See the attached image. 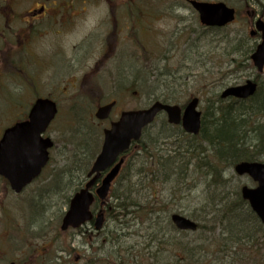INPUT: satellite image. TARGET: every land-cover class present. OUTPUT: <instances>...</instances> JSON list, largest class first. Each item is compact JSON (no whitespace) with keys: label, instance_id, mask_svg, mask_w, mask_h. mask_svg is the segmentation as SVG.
<instances>
[{"label":"rangeland","instance_id":"374dc122","mask_svg":"<svg viewBox=\"0 0 264 264\" xmlns=\"http://www.w3.org/2000/svg\"><path fill=\"white\" fill-rule=\"evenodd\" d=\"M136 1L127 0L122 4L123 10L133 11L132 15H127L126 18V39L123 34L121 35L123 37L121 55L124 58L120 56L115 62H107V77L105 75L107 80L104 81V77H101L96 85H89V87L102 88V98H96L93 102L83 98L76 89L78 84L70 83L74 77L78 79L76 74L80 70L79 65L74 68L75 62L71 60L82 57V52L73 48L81 46L80 40L84 34L91 32L93 29L91 24L96 19L97 13L91 9L84 24L72 26L70 31L59 33L55 36L56 38L52 36L44 39L36 38L26 50L16 51V61L22 58L29 62H0V69H15L10 77L5 74L0 75L1 133L14 122L23 119L31 104L38 97L49 96L58 108L55 121L44 134L55 143L50 151L51 166L20 195H13L7 184L0 179V264H8L11 261L17 264H33V258L28 253L41 246L40 229L46 227L49 230L57 226L60 213L64 209L65 194L71 188V179H63L60 185L62 187L58 188L61 192H58L55 191L56 189L51 190L52 177L58 173L56 171L58 168L70 165L69 158L80 157L86 160L89 156V148L86 150L85 144L82 145V143L86 138L85 133L89 130L87 116L91 115L92 119V114L98 105L116 100L118 104L110 118L114 120L121 111L147 108L155 101V96L162 99L161 96L167 94L175 100V104L181 106L189 98L195 96L199 98V110L203 113L226 86H234L248 79L258 78V83L264 88V71L262 74H257L250 62H228L236 47L243 45L238 41V37L243 35V39L247 37L251 39L248 33L252 29L254 19L264 12V7L261 9L256 2L264 4V0H246L245 2L241 0H199L211 3L222 2L236 9L235 22L221 30L202 27L198 22L197 14L184 2L183 5L177 1L176 4L183 8H176L175 11L167 13L165 11L170 2L166 0L165 2L143 0L141 3ZM137 6L141 10L138 14L134 9ZM261 10H263L262 13H260ZM179 19H184L185 24L179 25ZM262 19L264 21V16ZM177 26L186 27L188 40L186 45L182 43L184 35L175 31ZM92 50H89L90 52L86 50V52H89L92 57H97L99 51L93 47ZM233 57L240 61L238 57ZM81 63L78 62V64ZM121 71L127 76H122L118 80L116 74ZM144 83H146V88L140 89L139 84ZM34 92L36 96L33 95ZM72 107H75L78 116L73 114ZM163 118L165 119L163 115H160L157 121L160 122ZM91 125L98 134V138L101 139V132L107 128L108 121H94ZM100 144H98L99 148ZM173 145L179 146L171 142H167L165 146L173 147ZM223 180L222 188L216 190L213 186H207L208 179L188 174L187 180L164 186L155 195L156 202L161 203L160 205L166 212L172 210L185 217L191 215L195 220L191 216L190 218L196 223L200 222L201 225H205L194 234L175 233L166 223L159 220L160 235L171 245L156 247L155 242L152 243L151 250H161L153 259L146 258L140 250L147 242L145 234L149 230L145 227L148 226V221L140 224L137 219L129 215L117 222L108 218L107 232H112V236L115 234L119 236L115 242H112L113 237L108 234L107 249L101 244L99 253L92 254L87 246L86 238L87 242L75 239L70 243L69 236L66 235V246L72 244L80 248L77 251L79 260L75 261L74 254L68 256L65 253H58V256L66 259L67 264H104L105 262L107 264H120L121 262L123 264H184L182 260L186 258L187 252L179 251L177 247L175 250V245H183L189 250L202 246L209 255H212L215 249L213 242L217 238H222L221 235L224 236L225 233H221L228 229L227 219L231 220L230 222L239 221L245 224L250 221L246 217L247 207L242 206L238 209L237 215L228 216L225 219L227 229L225 225L216 224L217 218L220 219L222 216L223 203L215 205L219 202L217 198L212 201L213 192L220 194V198H226L227 203H231L240 199L241 186L253 187L254 185L248 178L238 177L230 169L224 173ZM48 189L58 194L40 195V192ZM156 191H159V188ZM150 197L147 192H141V200ZM109 202L111 206L116 204L112 198ZM211 202L213 206L209 205ZM31 203L33 210L36 208L38 213L42 211L40 216L31 217L29 210ZM169 215L170 213H167L166 216L169 217ZM253 225L252 223L250 228L256 232ZM207 229H211V232ZM124 234H133V236L125 237ZM49 235H52V232L49 231ZM106 251L107 260L104 259ZM203 252L204 250L195 257H201ZM52 253L54 254V251ZM83 256H85L84 259ZM185 264H191V261Z\"/></svg>","mask_w":264,"mask_h":264},{"label":"trees","instance_id":"16d2710c","mask_svg":"<svg viewBox=\"0 0 264 264\" xmlns=\"http://www.w3.org/2000/svg\"><path fill=\"white\" fill-rule=\"evenodd\" d=\"M250 50L251 46L247 47L241 52V57L246 58ZM237 53L240 57L239 51ZM141 86L146 87V83L139 84V88ZM155 97V100L161 99ZM89 100L95 101L93 98ZM161 100L162 102L174 101L172 98L171 100L168 98ZM230 104L223 105L219 99L212 101V104L207 106L202 113L201 129L197 137H188L176 131V134L184 136L185 142L178 147H166L165 144H162V138L155 133L154 126L151 125L145 131L141 140L133 144L129 150V153L131 150H133V153L130 156L129 164L127 163L122 171L124 172L126 169V174L124 172L118 178V188L114 196L118 205L115 210L135 213L149 210L148 207L138 206L141 199L139 198V189L136 187L144 184L147 189L154 188V182L160 176V184L168 183L170 177L163 175V173L166 170H179L175 167L180 166L183 171V169L186 170L187 167L191 166L192 173L201 172V175L208 179V187L213 186L218 190L222 188L221 186L224 183V169H230L235 163L241 161L264 162V88L260 85L255 96L247 103L232 102ZM162 124V129L171 133L173 129L164 122ZM90 129L92 127L85 133L86 138L82 145L91 143L92 134ZM187 155H189L188 158ZM93 156L94 152L88 161L79 165L76 170H63L60 175L54 178L53 187L58 188L61 181L66 178V174L75 172L76 176L73 175L71 178H73L72 191L76 190L78 186L83 184L88 163H90ZM77 159L82 162L80 157ZM130 172L141 177L136 182H131L134 175H131ZM212 195V201L217 198L219 202L215 205L223 203L222 216L220 219L217 218V223L220 225L226 226L225 219L228 216L234 217L237 215L239 208L242 206L247 207L241 199L227 203L226 198H220V194H216L215 191ZM246 213V217L250 221L257 222L248 208H246ZM213 218H215L214 215ZM230 221L227 219L228 229L226 226L227 230L224 229L226 231L222 232L225 235L217 240L216 245L214 243L215 249L212 255L215 256V259L217 258V264H254V262L255 264H264V234L261 232V226L257 223L254 225L256 228L255 237L250 235L252 228L243 226L242 222L239 221ZM155 240L160 242L161 238H155ZM176 247L180 251L187 252L186 258L183 259L184 264L188 261H191L192 264H205L206 260L194 256L196 252L200 253L201 247H196L194 250H189L183 245H175Z\"/></svg>","mask_w":264,"mask_h":264},{"label":"water","instance_id":"95a60500","mask_svg":"<svg viewBox=\"0 0 264 264\" xmlns=\"http://www.w3.org/2000/svg\"><path fill=\"white\" fill-rule=\"evenodd\" d=\"M192 8L198 13L200 23L209 27H223L234 19V10L223 3H199L190 2ZM256 31L261 33L262 42L257 46L251 55V60L258 72L264 66V23L258 20L255 24ZM254 34L251 32V35ZM256 91V85L246 82L245 85L226 89L221 98L235 97L247 99ZM115 103L112 102L99 107L94 116L97 120H105ZM197 100L193 99L183 110L181 122L185 132L197 134L200 124V113L196 112ZM164 112L167 115L169 124L180 122V110L176 106H169L156 102L147 109L137 111H126L120 114L117 122L111 123L110 128L103 131V142L99 155L93 162L87 177L93 178L85 185L84 189L76 193L70 201L69 210L66 213L62 229L69 226L78 227L90 219L89 206L92 203V196L88 189L92 187L100 173L109 169L130 146L131 142L138 141L142 130L151 124L155 116ZM56 114L55 104L47 99L36 100L31 107L28 119L25 122L16 124L6 130L0 140V175L7 178L11 188L16 192L20 191L33 178L37 177L41 169L48 161L47 150L52 147L48 138L43 139L41 135ZM123 159L101 180L95 194L100 200L107 196L111 182L116 177ZM237 175H248L257 187L250 189L241 188V196L247 200L251 210L256 214L264 225V163L242 162L234 167ZM173 224L179 230L196 229V224L179 215L171 217ZM102 216L98 215L95 220V229H100Z\"/></svg>","mask_w":264,"mask_h":264},{"label":"flooded vegetation","instance_id":"af4514ba","mask_svg":"<svg viewBox=\"0 0 264 264\" xmlns=\"http://www.w3.org/2000/svg\"><path fill=\"white\" fill-rule=\"evenodd\" d=\"M126 1L127 0H0V62H16V51L26 50L36 38L44 39L48 36L55 37L59 33L70 31L73 27L84 24L91 9L93 12L97 13L96 19L91 24L93 27L91 32L84 34L80 40L81 46H75L73 48L75 50H80L82 52V57L71 60V62H75L74 68L79 65L80 70L76 74L78 79L74 77L73 81L70 83L78 84L76 89L82 91L86 85H96V82H98V79L101 77H104L105 81L107 80L105 78V75L107 77V62H115L117 57L121 55V47L123 46L121 42V40H123V37H121L122 34L126 39V33H124L126 20H124V15H126L127 12L125 9L123 10L122 7V4ZM167 1H172V3L177 1L187 3L189 0ZM241 1L245 2L246 0ZM181 23L185 24V20L179 19V25ZM175 31L178 32V34L184 35L182 43L186 45L188 42L186 38V27L177 26ZM251 31L253 30L251 29L249 34ZM253 33L254 34L250 35L251 39H248V37L246 39L238 37V41L243 43L242 46L236 47L240 57L241 52L247 47L251 46L253 52L257 44L261 41V34L256 32ZM250 40H253V42L251 41L250 43ZM55 44L58 45L57 43ZM174 44L177 43L174 42ZM92 47L99 51L97 57L89 55V50L93 51ZM86 50L89 52H86ZM252 52H250V54ZM250 54L248 58L241 57L242 62H251ZM78 62L82 63L78 64ZM87 62L93 63L90 65L85 64ZM92 77L94 78L92 79ZM95 77L98 78L96 79ZM92 88L96 92L99 91V94L103 93L102 88L97 87L98 90L96 86H92ZM158 125H162V123ZM106 206L107 205L101 207L99 203L97 208H95V205H93L91 207V214L93 217L98 213L100 208H106L107 210ZM66 211L67 208L61 212L60 222L57 227L54 229L50 228L49 230H47L46 227L40 229L39 240L41 246L34 249L31 253H28L31 255L30 257L33 258V264H54L56 261H61V258L58 257V253L62 252L67 255L74 254L75 261L77 262L79 260L77 252L79 248L72 244L66 247V235L69 236L70 243L74 242L75 239L82 238L84 240L85 237H87V240L90 241L89 248L93 254L96 250H93L92 247L95 246V242L98 240L107 245V230L104 228L101 232L94 231L93 222H89L76 230L69 228L60 232L59 226ZM49 231L52 232V235H49ZM53 251L54 254L52 253ZM84 258L85 256H83V259ZM14 264L17 263L15 262ZM105 264H107V262H105Z\"/></svg>","mask_w":264,"mask_h":264}]
</instances>
